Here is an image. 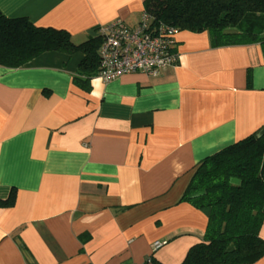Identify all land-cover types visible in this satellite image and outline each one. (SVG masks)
<instances>
[{
  "label": "crops",
  "instance_id": "obj_1",
  "mask_svg": "<svg viewBox=\"0 0 264 264\" xmlns=\"http://www.w3.org/2000/svg\"><path fill=\"white\" fill-rule=\"evenodd\" d=\"M145 1L0 0V11L80 44L110 22L135 27ZM175 40L176 66L96 76L89 90L73 81L81 53L0 66V264H181L203 239L209 210L181 199L202 160L264 126V50L213 48L207 32Z\"/></svg>",
  "mask_w": 264,
  "mask_h": 264
},
{
  "label": "trees",
  "instance_id": "obj_2",
  "mask_svg": "<svg viewBox=\"0 0 264 264\" xmlns=\"http://www.w3.org/2000/svg\"><path fill=\"white\" fill-rule=\"evenodd\" d=\"M154 24L207 32L213 48L259 44L264 50V0H146ZM99 36L75 44L68 32L37 27L0 11V66L20 68L45 52L83 59L73 81L89 90L99 73ZM181 201L208 209L203 239L181 264H254L264 257V126L202 160ZM144 264H160L152 257Z\"/></svg>",
  "mask_w": 264,
  "mask_h": 264
},
{
  "label": "built area",
  "instance_id": "obj_3",
  "mask_svg": "<svg viewBox=\"0 0 264 264\" xmlns=\"http://www.w3.org/2000/svg\"><path fill=\"white\" fill-rule=\"evenodd\" d=\"M178 30L172 26L154 24L152 17L143 12L135 27L117 20L99 27L97 36L102 40L99 49V77L110 82L127 74L144 73L152 76L178 64L175 51ZM165 242L156 241L153 251Z\"/></svg>",
  "mask_w": 264,
  "mask_h": 264
}]
</instances>
